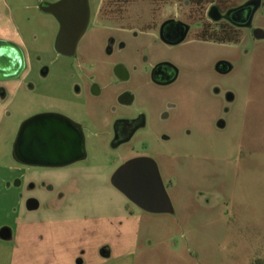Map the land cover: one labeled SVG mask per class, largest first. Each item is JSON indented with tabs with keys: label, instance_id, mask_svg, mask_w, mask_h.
Masks as SVG:
<instances>
[{
	"label": "rangeland",
	"instance_id": "obj_1",
	"mask_svg": "<svg viewBox=\"0 0 264 264\" xmlns=\"http://www.w3.org/2000/svg\"><path fill=\"white\" fill-rule=\"evenodd\" d=\"M38 1L0 0V22H9L25 39L35 71L47 65V86L33 95L9 94L11 116L0 125V234L4 228L14 234L11 241L0 236V264H264V41L249 38L248 56L199 43L172 48L145 26L179 14L198 38L203 29L198 21L211 25L208 17L194 14L186 0H130L120 5L130 10L126 32L107 34L91 25L76 59L68 58L55 48L59 22L39 11ZM102 6L118 7L90 0L94 19ZM256 24L264 31V7ZM110 38L117 40L112 56ZM221 58L232 62L231 75L216 71ZM162 61L180 69L178 83L166 91L143 82L144 69ZM117 65L131 73L129 84L114 75ZM85 74L108 87L102 98L77 99L75 82ZM126 89L136 96L131 110L148 117L141 133L145 144L134 140L113 151L110 137L99 138L89 146L88 162L69 169L16 164L14 144L23 123L43 111L41 95L47 94V113L100 126L112 105L125 110L116 95ZM228 93L235 97L231 104ZM166 100L179 110L162 123ZM164 134L172 141L159 140ZM137 155L154 159L173 214L147 213L112 185V176ZM18 180L36 189L7 187ZM29 197L36 198L38 209L29 210Z\"/></svg>",
	"mask_w": 264,
	"mask_h": 264
},
{
	"label": "flooded vegetation",
	"instance_id": "obj_2",
	"mask_svg": "<svg viewBox=\"0 0 264 264\" xmlns=\"http://www.w3.org/2000/svg\"><path fill=\"white\" fill-rule=\"evenodd\" d=\"M59 1L61 0H39L37 9L47 14L42 9V6H45L48 3H57ZM184 4L187 8H195L192 9L194 14L197 13L198 15L207 16L211 22V26L214 28L229 31L230 35L225 40V42L216 43L207 41L201 36L194 38V25L190 24L187 19H184L179 14H176L174 17L166 19L161 23H149L145 26V29L158 31L161 41L172 48L199 43L209 46L214 45L226 51H236L244 56L250 55V49H248V46L246 45L249 38H255L257 42L264 41V39H258L256 37V31L263 30L261 26L256 24V19L261 9L264 7V0H199L198 7H195V3L193 4L191 0H186ZM120 5L121 4H118L117 8H105L103 6L100 7L95 19L91 14L88 28L93 25L99 27L107 34H112L115 31L126 32L128 30L127 28L131 27L132 25L129 18L130 10L120 7ZM198 22L204 26L202 19ZM245 34H247L246 37ZM184 37L185 40L181 41ZM0 42L8 43L6 45H0V125H2L11 116V113L9 112V108L11 106V102H9V94L12 93L17 95L21 91L27 90L33 95L37 93V90L39 92V88L43 89L46 87L47 65L43 67L41 72L39 71L37 73V71H35V67L33 65L34 62L31 58V55L28 53V47L25 39H23L19 32L13 31V29H11L10 33L6 36L1 34ZM108 43L109 45L107 47V53L109 56H112L114 54L115 46L117 45V40L115 38H110ZM123 47L124 45L121 48ZM77 50L74 56L68 58L76 59ZM253 52L254 50H251V53ZM36 60L41 61L42 57L37 56ZM216 71L223 76L231 75L234 72V66L230 60L221 58L216 62ZM114 75L123 85H127L132 81V75L124 65H117L114 67ZM179 79L180 69L175 63L170 61H162L151 66L149 69H144L143 82L145 85L155 87L159 91H166L170 87L177 84ZM28 80L31 81L28 82ZM33 80H37L39 87L37 84L33 83ZM75 91L77 99L81 100V102L84 100L86 103L87 98H102L105 92L108 91V87H102L98 82L97 77L94 75L85 74V77L82 78L78 83L76 80ZM41 97L43 100L44 109L41 113H37L32 117L40 114H54L59 116V118H61L64 123H69L71 126L66 131L68 134L67 139L71 138V141H66L64 143L65 150L62 152L63 156L67 157L75 154L78 143L80 142L82 145V160L65 167L49 169H69L77 166L80 163H87L89 160V146L94 144V141H97L99 138L110 137L109 146L113 151H118L122 147L129 146L134 140L141 141L143 144H145V140L143 139L141 133L147 129L148 117L144 113H136L134 110H131L136 101V96L129 89H126L120 94L116 95L117 102L125 110L120 112L117 106L112 105V107L109 108L107 117L103 118L102 125L100 126L91 119L82 121L62 112L47 113V94H43ZM226 97L230 104L234 102L235 97L231 93H228ZM166 101L167 102L164 104V108L159 115V120L162 123H169L173 119L172 112L179 110L178 104L169 100ZM84 106L87 109V104H84ZM227 111H229V109ZM89 112V109H87L86 114L88 113V116L90 115ZM97 113L99 114L100 111ZM190 134L191 132L186 130V135L190 136ZM17 140L18 137L14 144L13 151V158L16 164L26 167L27 169H47V167L30 166L24 164L19 158V153L15 149ZM159 140L171 142L172 137L170 135L164 134L160 136ZM140 158L154 160L151 156L147 155H137L131 160ZM114 175L111 178V183L113 186ZM7 187L9 189H12V187L20 188L25 193H31L36 189V185L34 184L28 185V187L25 186L23 180L15 181L14 184L8 183ZM23 192H21L20 195V200L22 201L24 200ZM31 200H36V198H27L25 201L26 206H28V203ZM13 236L14 234L12 231L11 239L5 241H11Z\"/></svg>",
	"mask_w": 264,
	"mask_h": 264
},
{
	"label": "water",
	"instance_id": "obj_3",
	"mask_svg": "<svg viewBox=\"0 0 264 264\" xmlns=\"http://www.w3.org/2000/svg\"><path fill=\"white\" fill-rule=\"evenodd\" d=\"M42 9L55 17L60 24L56 40L58 53L72 57L75 55L79 41L86 33L90 19V0H61L57 3L43 5ZM256 37L264 39V31L257 30ZM185 37L181 40L184 41ZM7 42H0L6 45ZM64 123L54 114H40L30 118L22 125L16 151L26 165L61 168L83 159L81 143L76 153L63 156L64 143L71 141ZM114 186L139 208L151 214H173L174 207L167 193L159 168L154 160L140 158L127 162L114 175ZM29 210L39 208L37 200L28 203ZM3 240L11 239V231L4 228L0 234Z\"/></svg>",
	"mask_w": 264,
	"mask_h": 264
},
{
	"label": "trees",
	"instance_id": "obj_4",
	"mask_svg": "<svg viewBox=\"0 0 264 264\" xmlns=\"http://www.w3.org/2000/svg\"><path fill=\"white\" fill-rule=\"evenodd\" d=\"M110 2V5H118V4H128L130 0H108ZM161 2L167 3L169 0H160ZM193 4L195 3V7H198V1L199 0H191ZM203 1V0H201ZM201 37L204 40L212 41L216 43H223L230 35L229 31L214 28L211 25H204L203 29L201 30ZM258 264H263V262H259Z\"/></svg>",
	"mask_w": 264,
	"mask_h": 264
},
{
	"label": "crops",
	"instance_id": "obj_5",
	"mask_svg": "<svg viewBox=\"0 0 264 264\" xmlns=\"http://www.w3.org/2000/svg\"><path fill=\"white\" fill-rule=\"evenodd\" d=\"M10 23L9 22H0V35H8L11 31V28L8 26Z\"/></svg>",
	"mask_w": 264,
	"mask_h": 264
}]
</instances>
